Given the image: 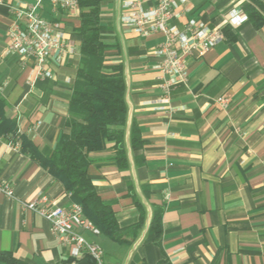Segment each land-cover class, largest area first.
<instances>
[{"label":"crops","instance_id":"crops-1","mask_svg":"<svg viewBox=\"0 0 264 264\" xmlns=\"http://www.w3.org/2000/svg\"><path fill=\"white\" fill-rule=\"evenodd\" d=\"M36 0L0 3L1 118L15 126L46 157L65 131L73 81L80 61L79 8L55 9L42 0L37 13L57 22L71 49L46 64L51 77L39 78L32 59L5 55L12 16L9 6L32 7ZM121 0L101 6L105 65H121L128 119L124 144L127 167L114 161L113 142L89 155L88 175L120 228L144 222L130 245L77 229L103 250L104 264H264V26L247 20L228 24V14L243 13L247 0H187L182 27L190 19L209 28L229 26L223 40L203 55L184 57L187 78L171 90L158 110L163 76L155 69L160 34L140 37L120 21ZM245 15V14H244ZM223 98V107L218 100ZM144 145L132 149V124ZM15 136V135H14ZM0 134V253L24 264H79L52 235L48 222L22 203L45 197L53 205H72L63 187L21 150L19 137ZM162 208L160 243L149 232L153 207Z\"/></svg>","mask_w":264,"mask_h":264},{"label":"trees","instance_id":"trees-1","mask_svg":"<svg viewBox=\"0 0 264 264\" xmlns=\"http://www.w3.org/2000/svg\"><path fill=\"white\" fill-rule=\"evenodd\" d=\"M105 0H76L79 8L80 61L75 73L68 118L62 132L46 157L40 155L29 139L17 134L15 126L1 118L0 134L19 137L21 150L58 182L69 195L72 204L78 205L83 217L89 220L99 233L119 245H130L144 222V210L135 200L140 216L136 224L120 228L113 210L100 199L92 184L88 168L89 155L105 149L107 142H113L114 161L119 169L127 167L124 144L128 119L126 84L121 65L106 66L107 46L101 41V6ZM247 21L254 27L264 26V2L247 0L243 7ZM224 40H233L229 26L222 29ZM4 103L0 99V110ZM131 148L144 145L137 126L130 131ZM162 208L153 207L149 232L154 243L161 238ZM79 264H94L92 258L84 255ZM0 264H24L9 253H0Z\"/></svg>","mask_w":264,"mask_h":264},{"label":"built area","instance_id":"built-area-1","mask_svg":"<svg viewBox=\"0 0 264 264\" xmlns=\"http://www.w3.org/2000/svg\"><path fill=\"white\" fill-rule=\"evenodd\" d=\"M42 0H36L32 7L9 6L12 16L8 29L9 43L4 48L5 55H16L21 61L32 59L34 69L39 78L51 77L46 70V64L57 53L55 60L60 62L67 51L71 52L64 39L60 24L49 22L37 13ZM2 0H0V3ZM187 0H121L120 21L134 34L148 37L154 34L163 36V42L157 45L154 53L160 61L155 69L163 76L159 86L160 100L158 110L166 109L171 90L187 78V68L184 57L193 51L203 55L224 40L222 31L209 28L202 22L188 20L182 27L175 21L182 16L181 7ZM55 9L77 10L76 0H51ZM247 20L238 11L228 14V24L238 25ZM219 104L226 107L223 98ZM0 193L7 197L13 196V191L7 186L0 185ZM24 210L44 218L50 227L52 235L59 243L69 249L74 259L88 255L94 264H104L103 250L97 244L88 242L77 229H85L93 235H99V230L86 218L78 205L72 204L64 208L51 204L45 197H38L22 203Z\"/></svg>","mask_w":264,"mask_h":264},{"label":"water","instance_id":"water-1","mask_svg":"<svg viewBox=\"0 0 264 264\" xmlns=\"http://www.w3.org/2000/svg\"><path fill=\"white\" fill-rule=\"evenodd\" d=\"M264 2V0H262Z\"/></svg>","mask_w":264,"mask_h":264}]
</instances>
